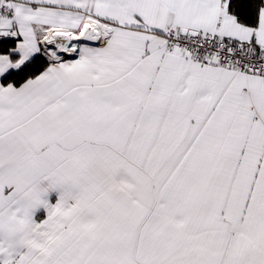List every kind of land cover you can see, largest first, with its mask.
<instances>
[{"label":"snow or ice","instance_id":"obj_1","mask_svg":"<svg viewBox=\"0 0 264 264\" xmlns=\"http://www.w3.org/2000/svg\"><path fill=\"white\" fill-rule=\"evenodd\" d=\"M45 170L0 264H264V0H0V199Z\"/></svg>","mask_w":264,"mask_h":264},{"label":"crops","instance_id":"obj_2","mask_svg":"<svg viewBox=\"0 0 264 264\" xmlns=\"http://www.w3.org/2000/svg\"><path fill=\"white\" fill-rule=\"evenodd\" d=\"M45 176L47 179H42ZM79 194V187L73 180L45 170L34 177H27L17 195L8 202L21 208L34 223H41L57 204L72 202Z\"/></svg>","mask_w":264,"mask_h":264},{"label":"clouds","instance_id":"obj_3","mask_svg":"<svg viewBox=\"0 0 264 264\" xmlns=\"http://www.w3.org/2000/svg\"><path fill=\"white\" fill-rule=\"evenodd\" d=\"M42 179L46 180L47 177ZM48 216L41 223H34L21 208L0 199V250H8L12 246L23 256H31L33 259L44 255L42 249L50 248L53 242L43 226Z\"/></svg>","mask_w":264,"mask_h":264}]
</instances>
